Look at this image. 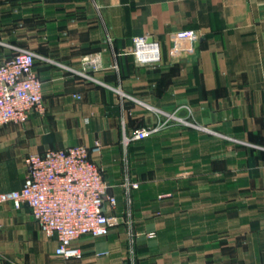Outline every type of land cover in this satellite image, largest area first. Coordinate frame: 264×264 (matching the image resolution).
Listing matches in <instances>:
<instances>
[{
	"label": "crops",
	"instance_id": "0c3cea01",
	"mask_svg": "<svg viewBox=\"0 0 264 264\" xmlns=\"http://www.w3.org/2000/svg\"><path fill=\"white\" fill-rule=\"evenodd\" d=\"M186 29L198 39L177 43ZM145 34L156 64L125 53ZM9 45L42 56L46 111L0 126V192L23 187L27 155L100 139L124 222L65 259L28 206L5 203L0 264H264V0H0V60Z\"/></svg>",
	"mask_w": 264,
	"mask_h": 264
},
{
	"label": "built area",
	"instance_id": "2783aa9c",
	"mask_svg": "<svg viewBox=\"0 0 264 264\" xmlns=\"http://www.w3.org/2000/svg\"><path fill=\"white\" fill-rule=\"evenodd\" d=\"M173 38L177 43H191L198 36L195 30L186 29L174 33ZM9 46L13 53L0 60V126L22 125L33 113L46 111L43 81L35 71L37 59L42 56L27 47ZM125 53L133 55L139 65L156 64L161 60L160 42L151 34L140 35ZM84 61L86 70L95 71L101 66L100 56L90 55ZM82 75L91 77L87 72ZM76 97L81 98L79 94ZM164 125L139 128L133 138H147ZM129 140L125 138L126 143ZM102 147V141L97 139L93 146L77 144L31 153L25 158L23 187L0 192V206L11 202L17 209H31L43 233L56 237L55 253L65 259L82 256V238L107 237L124 222L114 213L116 197L108 193L107 180L92 157L93 153H101ZM124 185L129 198L131 190L139 187L130 180ZM131 237L134 243L136 235L132 228Z\"/></svg>",
	"mask_w": 264,
	"mask_h": 264
},
{
	"label": "rangeland",
	"instance_id": "374dc122",
	"mask_svg": "<svg viewBox=\"0 0 264 264\" xmlns=\"http://www.w3.org/2000/svg\"><path fill=\"white\" fill-rule=\"evenodd\" d=\"M204 127L207 128L206 130H210L209 127H207V126H203V128H204Z\"/></svg>",
	"mask_w": 264,
	"mask_h": 264
}]
</instances>
